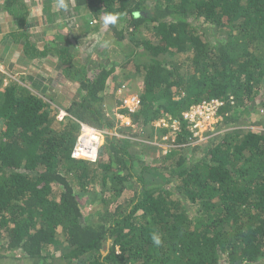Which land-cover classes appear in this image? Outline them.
Returning a JSON list of instances; mask_svg holds the SVG:
<instances>
[{
  "label": "trees",
  "instance_id": "obj_1",
  "mask_svg": "<svg viewBox=\"0 0 264 264\" xmlns=\"http://www.w3.org/2000/svg\"><path fill=\"white\" fill-rule=\"evenodd\" d=\"M3 5L20 30L29 14L25 2ZM72 8L115 42L127 40L133 53L121 66L80 70L74 49H56L66 76L85 89L62 120L55 104L22 82L0 88V259L264 264V129L191 145L197 141L182 123L175 145L155 163L109 134L114 114L105 112L106 98L130 74L140 78L131 123L150 140L165 133L152 126L161 116L180 120L203 100H223V121L237 108L248 111L256 102L264 108V0H73ZM109 13L122 15L105 26ZM22 37L28 58L46 56L48 49L38 51ZM79 123L106 132L95 163L70 157ZM128 185L132 196L121 202ZM95 187L101 209L91 223L80 199Z\"/></svg>",
  "mask_w": 264,
  "mask_h": 264
},
{
  "label": "crops",
  "instance_id": "obj_2",
  "mask_svg": "<svg viewBox=\"0 0 264 264\" xmlns=\"http://www.w3.org/2000/svg\"><path fill=\"white\" fill-rule=\"evenodd\" d=\"M4 1L0 0V62L9 75L15 78L11 82H22L41 95L45 101L65 111L72 102L79 100L85 89L82 83L72 81L66 76L65 65L59 63L55 54L56 49L67 46L76 48L73 40L70 43V39L66 38L68 33L62 28L64 25L59 16L63 17V10L57 12L50 9L53 5L57 6L58 0H23L29 14L20 30L15 29L14 20L4 9ZM93 26L90 24L91 31L97 32L96 26ZM24 34L38 51L43 52L45 48L48 49L45 57L31 59L25 55V39L22 37ZM74 65L80 70L95 68H88L87 64H81L76 59ZM0 88H4L1 83ZM106 102L108 106L111 105L110 99L106 98ZM111 110L112 108H109L107 113Z\"/></svg>",
  "mask_w": 264,
  "mask_h": 264
},
{
  "label": "rangeland",
  "instance_id": "obj_3",
  "mask_svg": "<svg viewBox=\"0 0 264 264\" xmlns=\"http://www.w3.org/2000/svg\"><path fill=\"white\" fill-rule=\"evenodd\" d=\"M39 1V0H38ZM72 1L73 0H64L67 4V8H59L56 5H51L50 8L53 11L61 12L63 10V17L59 18L62 20V24L64 25L65 32L67 31L68 35L66 38H69L70 43L73 40V43L76 44L75 51V59L81 64H87L90 67H97L99 65H110L115 64L117 66H121L122 63L126 62L127 59L132 56L133 50L130 47L129 42L126 40L124 42L118 43L115 42L110 35L108 29L101 27L100 31L92 32L90 29V24H94L93 20L91 19L90 15L77 13L72 8ZM35 7V5H34ZM57 9V10H56ZM65 16V17H64ZM99 31V32H98ZM70 32V33H69ZM213 35L217 37V33L211 31ZM66 35V34H65ZM64 35V36H65ZM74 44V45H75ZM129 80H127L126 85L125 83H121L124 87H120L117 92L116 96L111 100V105L108 106V102H106L107 108H112L110 113H107L108 110L105 108V112L112 116L114 114V121H115V128L109 132L110 135H114L116 138L124 137L128 141H130V149L136 152H143V150L148 152V162L152 160L155 163H158V159L160 154H163L160 149L153 146L154 143H160L156 137H153L152 140L149 137H146V134H141L140 132L133 129V125L129 126L131 131H125V128H128L122 125V122H118L116 115L120 114V100L121 98L128 94V93H137L139 87L140 78L135 74H130ZM124 92V93H123ZM264 99V95L262 97ZM261 101V100H260ZM105 107V106H104ZM264 108L262 105H259V102L252 104L248 111H240V108H237L234 111V117L230 121H223L217 125L215 129L218 132L217 136L213 138H208L206 140H201L198 142H193L191 145L196 144H205L210 141L218 142V139L222 138L227 132H235V131H247V130H256V131H263L264 126ZM114 111V113H113ZM263 111V112H262ZM227 116V115H226ZM225 117V115H224ZM131 120V119H130ZM132 124V123H131ZM140 136V137H139ZM156 138V139H155ZM105 142V141H104ZM143 143H148L153 146V150H147L143 147ZM146 144V145H148ZM104 145V143H103ZM194 147H191L193 149ZM149 149V148H148ZM94 189L95 193L93 195L82 196L80 199V206L82 208L83 214L85 217L90 218V222L92 223L93 219L92 216L101 209V202H100V194L102 190L99 187L91 188L90 191ZM101 192V193H100ZM133 190L131 185L125 188L120 201H126L128 198L132 196ZM108 245V243H107ZM107 247V246H106ZM11 256H15L10 254ZM10 257L1 258L0 264H29L31 261L27 260L26 258L22 257L18 260H10ZM29 262V263H28Z\"/></svg>",
  "mask_w": 264,
  "mask_h": 264
},
{
  "label": "built area",
  "instance_id": "obj_4",
  "mask_svg": "<svg viewBox=\"0 0 264 264\" xmlns=\"http://www.w3.org/2000/svg\"><path fill=\"white\" fill-rule=\"evenodd\" d=\"M4 65L0 62V83L3 87L8 86L11 78ZM124 87V86H122ZM124 93V92H123ZM230 104L233 99L229 98ZM139 97L135 93H128L120 100V110L122 113L116 115L117 121L122 125L131 126V115L135 114L139 108ZM224 102L221 99H209L191 106L182 116V119H176L171 116H161L152 123L153 128L165 131L153 146L157 147L165 154L169 148L175 145L174 140L177 134L181 132V124L184 123L191 137L197 142L217 136V125L223 121L221 110ZM68 114L59 109L56 118L62 120ZM216 127V128H215ZM106 132L90 126L85 123H79V132L73 145L70 157L74 160H80L88 163H95L98 159L100 148L105 141Z\"/></svg>",
  "mask_w": 264,
  "mask_h": 264
},
{
  "label": "clouds",
  "instance_id": "obj_5",
  "mask_svg": "<svg viewBox=\"0 0 264 264\" xmlns=\"http://www.w3.org/2000/svg\"><path fill=\"white\" fill-rule=\"evenodd\" d=\"M57 6L59 8H67V4L64 2V0H58ZM121 15L122 14H120V13H116V14L109 13V14H106L104 16V18H103L105 26H107L109 24H112V25L116 24L118 19H120ZM152 239H153V242L156 245H160L161 242H162L159 235H153Z\"/></svg>",
  "mask_w": 264,
  "mask_h": 264
}]
</instances>
